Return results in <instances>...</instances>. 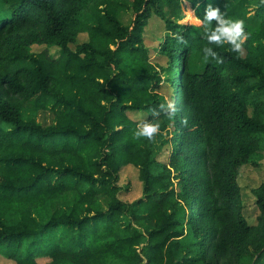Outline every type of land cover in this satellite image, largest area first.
I'll list each match as a JSON object with an SVG mask.
<instances>
[{
    "label": "trees",
    "instance_id": "1",
    "mask_svg": "<svg viewBox=\"0 0 264 264\" xmlns=\"http://www.w3.org/2000/svg\"><path fill=\"white\" fill-rule=\"evenodd\" d=\"M186 1L200 24L183 21L182 0H0L4 258L264 264V183L256 226L238 183L264 159V0ZM154 16L164 65L144 44ZM159 70L173 105L157 91ZM128 165L144 187L132 203L118 183Z\"/></svg>",
    "mask_w": 264,
    "mask_h": 264
},
{
    "label": "rangeland",
    "instance_id": "2",
    "mask_svg": "<svg viewBox=\"0 0 264 264\" xmlns=\"http://www.w3.org/2000/svg\"><path fill=\"white\" fill-rule=\"evenodd\" d=\"M183 8L185 10L186 18L183 20L185 23L200 24L201 22L197 18L195 11L192 10L191 4L182 0ZM165 35V24L164 21L159 16H154L150 19L149 24L145 27L143 31L144 44L146 48L151 50V58L153 63H159L164 65L165 58L158 57L155 55L154 49L159 45L161 40ZM89 40L87 33H82L78 37L77 44H82ZM244 41V40H243ZM242 41V42H243ZM71 48L75 50L76 45H72ZM46 49V46L43 45H33L31 50L35 53L41 52ZM52 55L57 56L60 52L59 48L48 47ZM161 82L157 91L166 97V101L173 105L174 102V91L171 88L172 84L169 80H166V74L159 70ZM146 112L141 111L139 113L132 112L129 116L134 120H140L145 116ZM145 129L148 126L144 127ZM171 132L163 134L164 140L163 143L158 141V144L161 146V150L158 156V160L162 163L169 160V149L171 147L170 139L173 135V128L170 126ZM159 129L155 130V133L158 134ZM178 136V135H177ZM163 145H162V144ZM120 179L119 185L122 187L121 198L123 201L132 203L144 195L143 182L140 179L139 169L132 166H123L120 170ZM173 176V175H172ZM238 183L241 186L242 194V212L248 222L252 225H257V218L259 216V210L256 206V199L253 194V190L258 188L261 184L264 183V159L260 162L259 166L245 165L241 168L240 175L238 178ZM188 239H191L188 238ZM142 250V247L140 248ZM0 264H15L14 261L4 258L3 255H0ZM39 264H48V259H42L39 261Z\"/></svg>",
    "mask_w": 264,
    "mask_h": 264
}]
</instances>
